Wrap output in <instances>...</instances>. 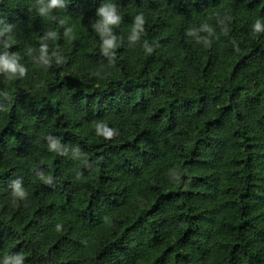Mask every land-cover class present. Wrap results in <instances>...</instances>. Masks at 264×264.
<instances>
[{"label": "trees", "instance_id": "1", "mask_svg": "<svg viewBox=\"0 0 264 264\" xmlns=\"http://www.w3.org/2000/svg\"><path fill=\"white\" fill-rule=\"evenodd\" d=\"M65 3L0 0V264H264V0Z\"/></svg>", "mask_w": 264, "mask_h": 264}, {"label": "clouds", "instance_id": "2", "mask_svg": "<svg viewBox=\"0 0 264 264\" xmlns=\"http://www.w3.org/2000/svg\"><path fill=\"white\" fill-rule=\"evenodd\" d=\"M37 12L41 17H50V13L54 9H64L66 7L65 0H36ZM97 15L100 17L99 22L94 25V28L98 33L103 37L102 51L104 54H108L110 49L115 48L116 37L112 34V30L115 27H118L121 23L122 16L118 13L117 8L112 3H106L98 9ZM55 19V17H50ZM145 19L143 14L137 15L135 17V24L133 27L132 39L136 40L138 35L144 32ZM205 30L211 31V29L205 25ZM10 31V29H6ZM264 33V22L261 19H257L252 25V34H262ZM191 34V33H189ZM3 35V33H0ZM11 41V37H9ZM4 47H11V43H6ZM147 48V44H145ZM40 59L44 63H48L47 59V45H42ZM150 52L151 49H148ZM0 73H7L8 80H13L17 78H23L27 74V69L19 63L18 55L9 56L7 53L0 55ZM98 134L102 135L105 139H112L114 136V130L109 128L106 124L102 129H98ZM52 149L56 148V145L53 144ZM13 197L15 199H23L25 192L21 189L20 184L17 182L14 185ZM59 230V228L57 229ZM16 264H20V258H17Z\"/></svg>", "mask_w": 264, "mask_h": 264}]
</instances>
